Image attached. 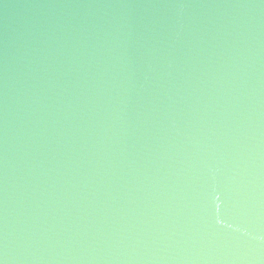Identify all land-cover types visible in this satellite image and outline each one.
<instances>
[{"label": "water", "instance_id": "1", "mask_svg": "<svg viewBox=\"0 0 264 264\" xmlns=\"http://www.w3.org/2000/svg\"><path fill=\"white\" fill-rule=\"evenodd\" d=\"M0 264H264V0H0Z\"/></svg>", "mask_w": 264, "mask_h": 264}]
</instances>
